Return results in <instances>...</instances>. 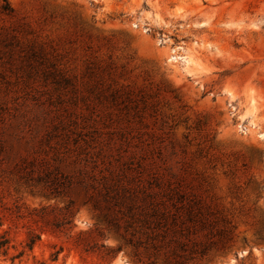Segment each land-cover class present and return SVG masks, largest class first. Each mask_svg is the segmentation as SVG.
<instances>
[{
  "label": "rangeland",
  "instance_id": "obj_1",
  "mask_svg": "<svg viewBox=\"0 0 264 264\" xmlns=\"http://www.w3.org/2000/svg\"><path fill=\"white\" fill-rule=\"evenodd\" d=\"M94 163L204 216L189 245L207 255L188 264H264V0H0V213L16 247L0 264H163L118 251L127 233L79 188L26 186ZM70 200L75 234L106 249L44 235L12 263L26 231L10 214Z\"/></svg>",
  "mask_w": 264,
  "mask_h": 264
},
{
  "label": "trees",
  "instance_id": "obj_2",
  "mask_svg": "<svg viewBox=\"0 0 264 264\" xmlns=\"http://www.w3.org/2000/svg\"><path fill=\"white\" fill-rule=\"evenodd\" d=\"M81 172L76 180L51 178L48 174L34 184L26 182V186L33 192L40 190L56 198L67 197L74 187L79 188L85 194L84 205L104 215L107 228L117 234L122 229L127 233L128 238L123 237L124 243L118 251L128 248L134 257H138L140 252L163 257V264H188L196 259V255H207L206 250L193 251L189 245L206 225V219L184 199L180 201L171 195L146 191L131 193L121 179L106 170H99L95 163L90 173ZM75 213L76 202L72 200L62 209L43 206L23 214L20 210L11 213L12 227L18 229L22 223V229L26 231V239L21 243L23 249L10 258L11 262L22 260L27 251L33 252L43 242L44 235L66 237L84 253L106 249L104 244L87 239L91 233L75 234ZM6 221L0 213V258L5 259L10 257L12 249H16L10 238L11 229H5ZM64 250L62 246L52 254V261L57 262Z\"/></svg>",
  "mask_w": 264,
  "mask_h": 264
}]
</instances>
